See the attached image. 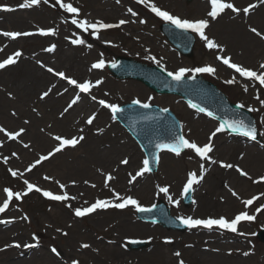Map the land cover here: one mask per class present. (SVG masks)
Listing matches in <instances>:
<instances>
[{
  "label": "rangeland",
  "instance_id": "374dc122",
  "mask_svg": "<svg viewBox=\"0 0 264 264\" xmlns=\"http://www.w3.org/2000/svg\"><path fill=\"white\" fill-rule=\"evenodd\" d=\"M162 9H166L170 13L187 19H208L207 13L200 14L197 16V7L202 5V0H195L193 4L188 5L184 0H154ZM24 0H0L1 6L10 7L13 12H3L0 15V33L5 31H19L25 32L29 30H36V28L43 29H54L55 35H51L47 39H43V42H34L31 38L27 41L26 46L17 42L16 39L6 37L11 44H7L5 39L0 37V61L6 59L9 55H12L16 51L21 52V56L17 59L20 60V64L14 68L13 71L7 72L8 74L0 75V87L3 90L0 91V110L3 111V115H0V127L10 131H19L21 128L29 129L31 125L35 126L36 132L42 137L46 143L45 149L33 147L30 151H21L17 146L13 145V141L9 140L3 133H0V204L6 199L5 188H11L14 192H22L26 186L23 183L24 179H27L30 183L37 185L43 190H48L54 194H60L61 190L56 181L62 184L70 183L75 181L80 186H70V191L76 193L77 190L81 189L83 194L78 192L75 199H71L65 202H58L49 200L43 197L40 193L35 191L24 196L21 200L13 199L9 205V208L0 214V220L13 219V222L7 225L0 224V228H4V231L0 232V259L7 256L11 250L6 245H10L11 242H19L21 245L28 243L36 246L35 249H29L31 251H38L40 256L48 255L50 257L51 249L55 247L59 254H54L51 264H72L73 260L79 262V264H105L103 262L104 254L99 256L98 251L103 253L102 247L105 240L111 238V233L114 231V226L121 218L131 221L133 224L128 229V232H123L120 235L119 240H122V249L118 248L126 256L136 255H147L153 249L158 242L169 239L174 242L172 246L173 256L171 263L179 264L180 260L185 261L183 252L186 245L194 244L201 250V252L213 254L211 251L218 247H225L228 243L234 244L235 249L230 250L231 255H235V252L244 253L248 252L249 255L243 256L242 262L244 264L251 263L252 261L259 262L264 260V244L257 240V233L264 229V210L257 213L256 209L261 205H264V181L260 180V177L264 176L263 165L259 166L256 171H253L250 167L246 166V163L241 164L239 158L236 155L224 150L228 146L237 143H245L247 147H250L257 153H260L264 146V135H261L263 140L262 145L252 144L245 141L243 138H233L225 132L217 133L212 139L213 151L210 153L212 160H215L217 165L221 162L225 164H233L239 166L240 169L248 173V176H241L239 179L243 180L240 201H237L240 206L239 212H247L250 215L256 217L253 221H244L240 225L238 233H244L245 235H239L238 233H232L229 231H221L216 229L215 231L208 230H188L185 233L169 232L161 227H156L153 224H144L137 218V211L135 207L129 205L124 209L108 208L98 209L95 211V215L85 219L76 218L74 215V209L77 207L83 208L89 206L97 199L113 200V190L110 186L106 187L102 179L96 181L95 178L92 180L89 175H95V171L87 167L88 162L86 157L87 151L91 147L90 138L97 140L102 148L98 154L112 151L111 148V134H115L117 142L124 147H128L132 153L134 165L132 169L135 171L142 167V161L145 159L142 151L132 139V137L114 120L110 109L105 108L99 104V100H105L110 104H117L122 106L135 99H139L142 103L154 104L161 109H169L176 114L179 118L183 135L190 141H195L199 145H204L209 142V137L219 126L214 120H210L195 112L181 99L175 97H162L157 96L150 92L147 88L136 82H124L113 79L110 73L107 71V66L117 57L125 56L131 57L135 60L147 64H157L151 59L146 57L155 56L157 60L161 62L167 71L175 72L181 67L194 68L202 67L205 65H211L216 69L215 74L200 73L205 75L210 81L217 84L230 101L234 104H243L245 109L249 107L258 109V111L252 112L256 118L257 126L260 133H264V106H261L256 96L259 95L260 99H264V88L260 87L258 82H251L246 79H242L239 74L235 73L233 69H225L223 65L215 62V54L213 50L210 51L206 46L205 42L200 39L196 45V57L194 61H188L178 56V54L167 45L165 39L159 32V24L150 17L149 11L137 3V0H63L65 3H71L74 7H77L79 11L78 19L87 20L91 23L96 21H103L104 23L115 24L119 20H127L128 23L122 25L119 28L113 29L109 32H103L102 29L98 33V38L91 35V32L85 33L81 29H78L71 23V19L74 14L67 13L63 9L56 5L55 0H49L48 4L41 3L34 5L28 10L24 11V18L26 23L17 22L12 19V14H16V6L23 3ZM96 6L104 8L101 10L103 13L98 12L95 9ZM131 8L137 15L133 16L132 13L128 12ZM6 15L10 16L7 18ZM263 15L257 13L256 17ZM159 19V18H156ZM141 20L146 21L140 23ZM210 20V19H208ZM11 21V22H10ZM210 22V21H209ZM15 24L16 26H13ZM33 24V27L30 25ZM259 32L260 30L264 34V26L256 24ZM211 30V29H210ZM209 30V31H210ZM2 34H0L1 36ZM221 33L213 32L210 36L215 38L220 45H223L221 39ZM3 36V35H2ZM199 36V35H198ZM5 37V36H4ZM81 38L85 40L83 45H74L71 43L73 39ZM220 41V42H219ZM30 42V43H29ZM56 45L54 51L50 53L45 52L46 46ZM91 45V47H89ZM227 51L232 55V62L242 65L246 68L251 69L252 65L244 62L243 58H237L235 54L226 47ZM57 52V53H56ZM38 53V59H41L53 70L63 71L66 76L74 78L78 83H82L87 78L93 84L91 92L89 93L90 98L96 97L93 102L95 103L93 109L89 107L85 110L87 116H93L94 128L96 131L102 129L98 136L88 133L87 136L80 142L81 146L76 151H67L66 154L61 152L54 158L50 164L42 162L37 165L31 171H27L29 165L35 162L40 155H45L54 149V146L58 145V141L54 139L55 136H62L65 138H72L73 135L76 137L82 134H76V131L64 132V129L58 122V115L60 109L63 106H59V110L54 111L52 117H48V113L44 110L45 104L49 102L51 98L56 97L55 94H59V87L64 88L68 85L65 81L55 78L47 70L41 69L38 65H34V55ZM56 53V54H55ZM61 55V59L58 56ZM104 59L105 67L98 69V76L104 79V84L95 85V82L91 77L93 76L90 71L91 62H96L99 59ZM86 60V61H85ZM81 61L84 62V67H80ZM34 70L41 72L40 74L47 75L50 79L44 81L40 79L42 88L35 87L31 81V78L21 74L19 78H16L14 85H10L6 82V79L11 77L15 73H19V70H25L23 67H30ZM88 70L89 72H87ZM22 72V71H21ZM186 75H193L188 73ZM22 76L24 78H22ZM235 76L237 83L226 84L225 81ZM33 80V79H32ZM248 85L247 92L244 91L243 85ZM13 86L14 89L11 87ZM28 91L29 97L26 95V100H30L31 109L25 112L24 108L20 103L13 105L11 99L12 94L14 98L19 95L22 89ZM51 89L50 95L41 99L42 93ZM7 91V92H6ZM20 91V92H19ZM72 95V94H71ZM70 95V96H71ZM60 96V94H59ZM70 96H64L65 101L69 100ZM24 100L22 96L20 101ZM8 103L10 105H8ZM21 106V107H20ZM15 113L16 119L11 118V114ZM46 114V115H45ZM52 114V113H51ZM10 118L13 122L9 125L6 119ZM27 121V122H26ZM30 126L28 127L26 124ZM29 133L26 134V139L29 140ZM31 138V137H30ZM27 140V141H28ZM32 141V140H31ZM121 145V146H122ZM244 145V144H243ZM114 147V146H113ZM112 147V148H113ZM74 149V148H68ZM16 153L15 156L19 160H14L11 155ZM130 154V153H129ZM128 154H118L113 160L117 163ZM75 157V159H73ZM97 156L93 157L95 159ZM25 159V161H20ZM169 159V160H168ZM131 160V156H130ZM168 160V162H166ZM6 161V162H5ZM68 163L70 166H75L80 172L65 173L63 163ZM204 165V169L211 166V160H201L196 157L193 152L187 150L183 155L175 156L170 153H162L159 170L155 175H151L149 172L145 173L144 183L149 185V189L146 193H143L141 197L136 199L141 206L151 208L155 206L159 201L165 203L170 209L171 216L177 219V217H193L199 219L206 218H219L224 216V205L222 199L215 201L220 206V209L213 211L196 210L195 209V193L197 191L196 186H193L194 196L192 206L185 208L183 205V186L186 183L187 174L191 171H195L199 175H205L206 171H201L200 165ZM99 166V165H98ZM99 168L103 171L108 170L110 167L101 165ZM218 168V167H217ZM9 169L23 173V176L13 177L9 172ZM234 168H232L233 170ZM231 170V171H232ZM221 174H229L231 171H225L221 167L218 168ZM225 171V172H223ZM89 172V173H88ZM50 177L51 179L45 180L44 177ZM250 177V178H249ZM92 180V181H91ZM85 181L95 184V187H90ZM160 187H168L169 191L166 195L159 191ZM79 188V189H78ZM64 191V190H63ZM90 191V193L88 192ZM115 191V190H114ZM225 190L222 188L221 193ZM197 194V193H196ZM171 196L172 201L169 200ZM259 197L250 206L243 204L244 200L251 199L252 197ZM218 200V199H217ZM174 201H179V204H175ZM87 202V203H86ZM227 202V201H226ZM70 204L71 207L66 205ZM235 214V213H234ZM233 214V215H234ZM24 215H27L28 220L21 219ZM233 215L229 218L231 219ZM225 217V216H224ZM179 220V219H178ZM67 224H71V234L64 235L63 233L69 232L66 230ZM133 225V227H132ZM136 225L146 226L158 230L159 233L154 235L149 232H141L138 230ZM60 229L61 231H57ZM18 233V235H16ZM4 234L8 236L2 237ZM145 241L148 242V248L139 252L127 251V245L131 241ZM90 244L95 252L87 253L81 247L82 244ZM12 244V243H11ZM28 252V249H25ZM235 251V252H234ZM179 252L180 256H176L175 253ZM31 255V253H28ZM244 255V254H243ZM57 256V257H56ZM59 256V257H58ZM63 257L62 259L60 257ZM149 264H155L157 259H153L152 256ZM210 257V256H208ZM215 258L217 256L211 255ZM218 258V257H217ZM165 261V260H164ZM167 261L164 262L166 264ZM198 261H192L188 264H195ZM162 264V263H157ZM185 264V262H184ZM200 264V263H199Z\"/></svg>",
  "mask_w": 264,
  "mask_h": 264
},
{
  "label": "bare ground",
  "instance_id": "6f19581e",
  "mask_svg": "<svg viewBox=\"0 0 264 264\" xmlns=\"http://www.w3.org/2000/svg\"><path fill=\"white\" fill-rule=\"evenodd\" d=\"M205 5H200L197 7V14H204V12H208L210 10V5L208 3V0H206ZM230 2L234 3L236 7L242 8L244 6H248L250 3H256L258 6L254 9L253 11L251 10L250 13L245 16L243 12L236 14L233 12H228L227 10L224 12L225 14L222 16L223 18L220 19V17L217 19V21H213V24H215V31L214 32H219L221 33V41L224 43V45L232 51L237 58H243L244 62L249 63V65H252L251 69L255 70L257 72L262 71L260 69V64L264 63V39H261L260 37L256 36L254 33L250 31V27H255L257 30V26L261 25L262 27L264 26V4H260L259 0H230ZM29 8H20L19 5L16 6V14H12L13 18L17 20V22L21 23H26L24 18V11L28 10ZM95 9L98 10V12L103 13L101 10H104V8L96 6ZM13 12V10L11 11ZM2 12H0L1 15ZM257 13H262L259 17V19L256 17ZM7 18H10V16L6 15ZM11 22V21H10ZM13 26H16L15 24H12ZM33 27V24L30 25ZM39 30L40 28H36V30ZM259 31V30H258ZM25 32H32L34 33L31 36H21L16 38L17 42L23 44L25 47L27 44V41L30 40V38L34 42H43V37H48V36H42L40 35L37 31L29 30ZM260 32L263 34V32L260 30ZM1 38L5 39V42L7 44H11L12 42H9V40L4 37L0 36ZM30 43V42H29ZM52 46V45H50ZM49 44L46 46L45 49L50 47ZM56 46V45H55ZM226 51V50H225ZM46 53H50L48 51H45ZM57 53V52H56ZM55 53V54H56ZM38 53L34 55V65L43 69L46 67L45 62L41 59H38ZM58 59H61V55L58 56ZM38 61L40 63H38ZM86 61V60H85ZM20 60H17V62L13 65H9L4 69H0V75L8 74L7 72L13 71L16 66L20 64ZM92 63V62H91ZM44 65V67L41 66ZM48 66V65H47ZM80 67H84V62L81 61ZM91 68V65H90ZM89 68V69H90ZM22 70H19V73L13 74L11 77L6 79V82L10 85H14V82H16V78H19L21 74H24L28 76L29 79L28 81H31L35 87L42 88V84L40 82L41 80L48 81L50 78L43 74H40L41 72L34 70L30 67H23ZM22 71V72H21ZM89 72L88 70H86ZM91 74L93 75V78L97 79V75L91 71ZM22 78H24L22 76ZM33 79V80H32ZM13 89L14 87L11 86ZM75 87L72 86L71 89H74ZM3 90L2 87H0V91ZM48 91V90H47ZM7 92V91H6ZM20 92V91H19ZM69 92L68 90L64 88L59 87V94H55L56 97L51 98L47 104H45V108H43L44 113L45 111L48 113V117H52L54 114V111L59 110V106H63L62 109H60V114L58 115V119L60 122V126L64 129L65 133H68L69 131H76L75 135L82 134L87 136L88 133H92L95 136H98L101 131H96V128H94V124L92 123L91 125L87 124L86 121L90 116H87L85 114V110H87L89 107H92V101L87 100V99H80L75 105H73L67 112H64V109L67 108L68 104L71 102L70 100L67 99L65 101V97L67 96L65 93ZM11 99L13 100L12 104L13 105H18L16 103H20L22 107L24 108L25 112L30 111L31 109V104L30 100H26V95H28V91H25V88L22 89L21 93L19 95L22 96L24 100L20 101L21 96H14L12 94ZM49 95L51 96L50 92ZM80 95V94H79ZM81 96V95H80ZM86 96V95H84ZM8 105H10L8 103ZM19 106V105H18ZM21 107V106H20ZM93 109V107H92ZM52 113V114H51ZM3 111L0 110V115H3ZM46 115V114H45ZM11 118L16 119V117L11 114ZM6 119L9 125H12L13 122L11 121L12 119L4 118ZM28 127L31 125L29 122V125L26 124ZM37 124L31 125L28 130L25 129V131L16 139V140H11L13 141V145L17 146L21 151H30L33 147L35 148H40V149H45L46 143L42 137H39L40 135L36 132L35 126ZM37 127V126H36ZM24 129V128H23ZM8 130V129H7ZM10 131V130H8ZM27 132L29 133L28 137L29 140L26 139V134ZM4 134V133H3ZM74 136V135H73ZM31 137V138H30ZM111 138V148L112 151L110 152H104L102 154H98L99 150L102 148V145L95 139L90 138L91 141V147L89 146V150L87 151V162L89 168L95 171V175H89L91 179L93 180L95 178L96 181H99L102 179L103 184L105 185V178L107 174H111L113 176V179L108 182V187L110 186L111 190H115V192L119 193L121 196L127 197L131 196L134 199H138L143 195V193H146L147 190L149 189V185L147 183H144V177H137V179L133 182H129L131 180V176L129 175L130 173L132 175H135L137 170L132 169V165H134V160L132 158V153L130 152L129 148L124 145H120L117 142V137L115 134L110 135ZM28 140V141H27ZM32 140V141H31ZM44 142V143H43ZM28 144L29 147L25 148L24 145ZM82 144V143H81ZM81 144H78L80 147ZM244 143H235L227 148H224V150L230 152L233 155H236L237 158H239V162L244 165L246 163L247 167H250L253 171H256L259 166L263 165L264 168V150H261L260 153L255 152L253 149L250 147H247L246 144ZM58 146V145H57ZM114 146V147H113ZM56 146H54L55 148ZM113 147V148H112ZM68 147H66L63 151V154L56 153L53 157H51L47 161H43L46 164H50L51 161L56 158V156L64 155L66 154L67 151H76L77 148L74 149H69L67 150ZM126 153L128 156L126 157L129 161L127 165L121 164V161L114 163L115 156L118 154ZM130 153V154H129ZM60 154V155H59ZM97 156L95 159L93 157ZM131 156V160H130ZM11 158L14 160H19L17 156H14L13 154L11 155ZM75 159V157L73 158ZM125 159V158H124ZM169 160V159H168ZM168 160L166 162H168ZM25 161V159L20 160ZM101 165H104L105 167H110L108 170L103 171L99 168ZM65 173H70V172H75L78 173L80 172L79 169H77L75 166H70L68 163H63ZM231 170V169H227ZM89 173V172H88ZM239 173L233 169L229 174H221L217 169H214L213 171L206 173L204 178L200 181L199 184H197V194L195 197V209L196 210H205V211H210L211 209L215 211L216 209H220V206H218L219 203L215 201H219V199H222L224 205V212L223 215L226 218H230L234 213L233 217L234 218L240 210L239 203L237 201H240L241 192L242 190V184L244 183L243 180L239 179ZM91 180V181H92ZM66 187L64 191H66L70 197L75 196L78 192L83 193V194H88L87 192L81 191V189L77 190L76 193H72L70 191L71 185L72 186H80V184H73L72 181L70 183L65 184ZM90 189L92 184L90 181L87 184ZM222 188H224V192L221 193ZM232 191H235L237 193V196L232 195ZM90 193V191H88ZM218 199V200H217ZM227 201V202H226ZM241 212V211H240ZM1 214V213H0ZM95 215V212L91 213V216ZM133 224L129 220H125V218H121L118 220L116 226H114V231L111 233V238L108 240H105L103 245H107V247H102L103 253L98 251L97 253L99 256L104 254L103 257V262L105 264H149L148 261L151 260L148 256H152L153 259H157L155 264L157 263H162L164 264L165 261L166 264L171 263L172 261V246L174 245V242L171 241V243H166V240L169 239H164L160 242H158L155 246H153V249L151 252H149L147 255H136V256H126L123 252H121L118 248H123L122 247V240H119L120 235L124 232H128V229L131 228L129 224ZM66 227V230H69V232H65L67 234H71L70 228L71 224L64 225ZM137 229L140 230L141 232H151L152 234L156 235L159 233L158 230H155L154 228L151 227H146V226H141V225H136ZM133 227V225H132ZM212 229L211 231H214ZM4 231V228H0V232L2 233ZM18 235V233H16ZM8 235L4 234L2 237L6 238ZM13 243V242H11ZM10 243V244H11ZM86 244V243H84ZM90 245V244H88ZM11 252L7 255L4 256L3 258L0 259V264H51L53 259H55L53 252L50 253V257L48 255L40 256L37 252L38 251H31L27 252L25 249H35L36 246L32 248H16V247H9ZM235 245L228 243L225 245V247H218L215 248L211 251V253L208 255V253L201 252V250L197 247V245L190 244L186 245L184 247V258H185V264L191 263L192 261H198L195 264H244L241 260L246 257L242 253L235 252V255L230 254V250H234ZM84 251L87 253L90 252H95V250L92 249V246L88 248H83ZM28 253H31V255H28ZM96 253V252H95ZM56 255V253H54ZM211 255L217 256L215 258L211 257ZM210 256V257H208ZM57 257V256H56ZM59 257V256H58ZM61 259L63 258L62 256L60 257ZM148 260V261H147ZM165 260V261H164ZM245 260V259H244ZM248 264H264V260H261L259 262L252 261L251 263Z\"/></svg>",
  "mask_w": 264,
  "mask_h": 264
},
{
  "label": "snow or ice",
  "instance_id": "6c2138e0",
  "mask_svg": "<svg viewBox=\"0 0 264 264\" xmlns=\"http://www.w3.org/2000/svg\"><path fill=\"white\" fill-rule=\"evenodd\" d=\"M119 2V0H117ZM41 3V0H24L23 3L19 5L20 8H31L34 5H39ZM43 3L48 4L49 0H43ZM138 4H143L146 7L149 8V10L155 14V16L159 17L161 20L164 22L173 25L177 29H181L185 32L191 31L193 33H196L199 35L200 39L205 42V46L208 49H217L219 52H224L225 49L223 48L222 45L217 43L214 39L209 38L208 35H206L205 30L209 27V20L202 18V19H187V18H182L177 15H174L170 13L167 10H164L157 6V4L154 2V0H137ZM208 3L210 5V10L207 12V17H210L211 19L215 20L218 18L222 13H224L226 10H231V12L239 14L241 11L245 16H247L252 9H255L258 4L256 3H250L247 7H244L243 9H240L235 6L234 3L230 2V0H208ZM260 4H264V0H259ZM56 5H59L61 9H63L67 13L74 14L73 18L71 19V23L75 25L78 29H81L82 32L88 33L91 32V35L96 36L98 38V33L101 29H110V28H119L122 25H125L128 23L127 20H119L118 23L115 24H110V23H104L103 21H96L94 23H91L87 20H82L78 19L79 15V9L77 7H74L71 3H65L63 0H55V3L52 5L55 7ZM4 11H11L12 9L10 8H3ZM128 12L132 13L133 16L137 15V13L133 12L131 8L128 9ZM146 21L141 20L140 23H145ZM250 31L254 33L256 36L260 37L261 39H264V34L259 32L255 27H250ZM38 33L42 36H48V35H55V30L54 29H39ZM5 37H10L11 39H16L21 36H31L34 33L32 32H19V31H5L3 33H0ZM72 44L74 45H83L85 43L84 39L81 38H76L71 41ZM55 45L50 46L49 48L45 49V51L52 52L55 49ZM91 47V45H89ZM21 56L20 51L14 52L12 55H9L6 59H3L0 61V69H4L9 65H13L17 62V59ZM146 59H151L154 62H156L160 67L163 69L164 66L161 64L159 60L155 56L151 57H146ZM217 60L221 61L224 65H226L228 68L233 69L235 73L239 74L240 77L251 81L253 83L258 82L259 86L264 88V63L260 64V69L262 71L257 72L255 70L246 68L242 65L233 63L231 61V57L223 56V55H217L216 57ZM38 63H40L38 61ZM42 67L44 65L41 64ZM105 67V61L104 59H99L98 61L94 62L91 65L92 69H103ZM111 67L115 68L117 67L115 62H112ZM166 70V69H165ZM47 71L49 73H54V75L58 76L59 78L66 80L69 85L75 86L77 89H79L80 93H89L91 91V88L93 87V84L91 81H84L82 83H78L76 79L71 78L66 76V74L63 71H56L50 67L47 68ZM216 69L212 67L211 65H205L202 67H194V68H184L181 67L175 72L168 71L167 75L171 77L174 81H182L186 74L192 73L193 75L190 77L191 79H195L196 74L200 73H208V74H215ZM102 83V80H97L95 82V85H99ZM226 84H235L237 83V80L235 76L233 78L226 80ZM244 91L247 92L248 90V85L245 84L243 85ZM51 89L48 91H45L41 95V99L44 97H47L49 95V92ZM93 100L96 99V97H92ZM256 99L259 101L261 106H264V99H260L259 95L256 96ZM80 100V95L77 94L75 98L71 100V102L68 104L67 108L64 109V112H67L73 105H75L78 101ZM133 104L140 105L142 108H149L151 107L150 104L148 103H142L139 99H135L132 101ZM99 104L104 106L105 108H108L111 110L113 117H115V114L120 113L123 111V109L117 105V104H110L107 103L105 100H99ZM189 106L192 108L198 109L199 112H205L206 110L202 107H199L196 104H192L191 102L189 103ZM238 108H244L245 106L243 104L237 105ZM163 112H167L168 109L165 108L162 110ZM249 112H254L258 111V109L255 108H248ZM15 115V113H13ZM208 116H213V113L208 112ZM95 119V114L93 116H90L86 123L91 125ZM27 122V121H26ZM226 130L231 131L232 133H237L240 134L244 137H248L251 140L255 141L257 138V128L255 124L252 123H246L243 118L240 119H232V120H224L219 124V126L215 129V131L211 134L209 137V142L205 143L204 145H199L195 141H190L189 139L185 138L184 135H176L171 143H157L155 145V148L158 150H167L171 153H174L176 156H180L181 152L183 150H190L195 154L196 157H199L201 160H211L212 163H216L215 160H212V158L209 156V153L213 151V144H212V139L213 137L216 136L217 133L224 132ZM25 129L21 128L19 131H8L3 127H0V133H4V135L9 139V140H16L23 132ZM99 131H102L99 130ZM261 135H264V133H260ZM84 136L81 135L79 137L73 136L72 138H65L62 136H55L54 139L58 141V146H56L52 151L48 152L45 155H40L38 159L35 160L34 163L29 165L27 168V171H31L34 169L37 165L41 164L43 161L49 160L51 157H53L56 153H59L63 151L66 147H72L75 148L82 140H84ZM2 143V142H0ZM25 148H28L29 145L25 144ZM15 156L16 153H13ZM153 161L157 162L159 161V156H154ZM6 162V161H5ZM129 163L128 159L125 158L121 160V164L127 165ZM150 160L145 158L142 161V167L135 173V175H132L131 173L129 174L131 176V180L129 181L130 183L135 181L137 177H143L145 173L150 172L152 169L150 167ZM221 167L227 168V169H232L235 167V170L241 175V176H248V173L243 171L242 169L239 168V166H234L233 164H225L223 162L220 163ZM201 171L204 169V165H200ZM9 172L13 177H17L18 175L20 177L23 176V173H18V171L9 169ZM250 178V177H249ZM45 180L51 179L50 177L45 176ZM113 179V176L111 174H107L105 178V186H108V182ZM203 179V175H199L195 171H191L187 174V179L186 183L183 186V194L187 195L190 191L193 190V186L196 184H199L200 181ZM261 181H264V176L260 177ZM24 185L26 186L25 190L22 192H14L11 188H5L4 192L6 193V199L0 204V213H4L8 208L13 199L15 200H21L24 196H27L29 193L35 191L37 193H40L43 197L53 200V201H58V202H65L69 201L71 199H75V197H70L69 194L66 191H63L66 187L65 184L60 183L59 181H56V183L59 185V188L61 190L60 194H54L51 191L48 190H43L40 187H38L35 184L30 183L27 179L23 180ZM73 184H75V181H72ZM85 183H88L85 181ZM92 187H95V185H92ZM159 191L162 193H165L166 195L168 194V187H160ZM233 196H237V193L235 191H232ZM264 195V194H262ZM170 201H172L171 196L168 197ZM259 199V197H252L251 199L244 200L243 204L247 207L250 206ZM87 203V202H86ZM175 204H179V201H174ZM129 205L135 207L137 212H150L152 209L151 208H146L141 206V204L134 199L131 196H121L119 193L115 192L113 190V200H104V199H97L95 202L91 203L87 207H77L74 209V215L77 217H84L86 215H89L98 209H108V208H116V209H124L127 208ZM68 207H71L70 204L66 205ZM154 207V206H153ZM262 210H264V205H261L259 208L256 209V212L259 213ZM21 219L28 220L29 218L27 215H24L21 217ZM179 219L180 223L183 225H186L189 229L191 228H205L208 230H212L214 228L219 229L221 231H229L232 233H238V225L242 221H253L256 219L254 215H250L247 212H240L238 213L234 218H226L224 216H220L219 218H206V219H199V218H193L191 216L189 217H177ZM13 222V219H6V220H0V224H10ZM57 231H61L60 229H57ZM64 235H67V233H63ZM239 235H245L244 233H238ZM166 243H171L170 240H166ZM7 247H24V248H32L34 247L33 244H28L25 243L21 245L19 242H13L10 245H6ZM81 247L83 248H88L90 245L88 244H82ZM53 253L59 254L57 252V249L53 247L51 249ZM245 256L249 255L248 252L243 253ZM176 256H180L179 252L175 253ZM72 264H79L78 261L73 260ZM179 264H184L183 260L179 261Z\"/></svg>",
  "mask_w": 264,
  "mask_h": 264
},
{
  "label": "water",
  "instance_id": "95a60500",
  "mask_svg": "<svg viewBox=\"0 0 264 264\" xmlns=\"http://www.w3.org/2000/svg\"><path fill=\"white\" fill-rule=\"evenodd\" d=\"M125 65L129 66V63L125 62ZM149 73H155V70L148 69L147 71H141V76H135L131 70L128 72V75H120V77H134L159 93L176 92L173 84L167 78L161 74H156V77L159 79L157 81L153 77H150ZM197 85L195 91L179 89L177 93L182 94L186 99L190 97L198 103V106L212 110L220 120L226 119V116L222 113L225 111L227 116L232 119L243 118L246 123H251L250 118L246 114H242L236 111V109L227 106L225 101L212 88L200 82ZM160 114L156 110L149 112L144 109L133 108L132 106L126 107L118 114L119 120L133 133L146 153L149 154L152 164L154 163L153 157L157 156L160 151L155 148V145L157 143H171L174 137L179 135L178 127L172 117L170 115L162 116ZM164 219L167 220L166 217ZM163 224L165 225L166 223L163 222ZM168 227L170 228L172 226L168 225ZM261 239L264 241V236H261Z\"/></svg>",
  "mask_w": 264,
  "mask_h": 264
}]
</instances>
